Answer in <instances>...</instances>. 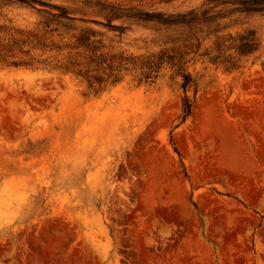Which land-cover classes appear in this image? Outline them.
I'll return each instance as SVG.
<instances>
[{
	"label": "rangeland",
	"instance_id": "374dc122",
	"mask_svg": "<svg viewBox=\"0 0 264 264\" xmlns=\"http://www.w3.org/2000/svg\"><path fill=\"white\" fill-rule=\"evenodd\" d=\"M45 1L0 0V264H264V13Z\"/></svg>",
	"mask_w": 264,
	"mask_h": 264
},
{
	"label": "trees",
	"instance_id": "16d2710c",
	"mask_svg": "<svg viewBox=\"0 0 264 264\" xmlns=\"http://www.w3.org/2000/svg\"><path fill=\"white\" fill-rule=\"evenodd\" d=\"M19 2L23 3H28V4H35L38 3L40 5H48L54 8L59 9V13L55 15L56 19H58V23H62L60 20L61 19H68V20H73V17L70 15V12L59 5H52L46 2L45 0H17ZM224 2H230L232 4H238V6L233 7L230 9V11H242V12H262L264 13V0H224ZM102 9V5H101ZM103 10L106 12V16L110 19L116 18V17H122V16H127V17H134L140 20H151V19H156L158 21H161L166 24H185L188 26H191L195 23L208 20V19H213L215 16L210 15L209 10H204L203 12H196V11H190L187 13H178L176 15H165V14H150L148 12H141V11H132V10H127L119 7H115L114 5H106L103 6ZM63 24V23H62ZM77 42L79 45H84L88 46L89 44V37L86 35L85 32L80 33L77 37ZM229 38H232L236 44L235 48L240 54H249L252 53L256 48L258 47V42L256 41L255 38V33L252 30L247 31L244 34H239L236 37L229 35ZM156 61L162 62L165 60L164 53L162 55L156 56ZM126 59V58H124ZM167 59L172 61L175 65L178 63H182V53L179 52L178 54L175 55H167ZM177 59V62L174 60ZM123 60V58H121ZM155 61V62H156ZM153 60H148L144 65L151 67L152 66ZM179 68L181 69L182 64H179ZM184 76V81L182 85L185 87L189 84L190 82V76L188 74H183Z\"/></svg>",
	"mask_w": 264,
	"mask_h": 264
}]
</instances>
